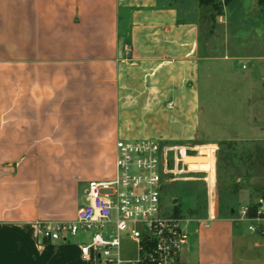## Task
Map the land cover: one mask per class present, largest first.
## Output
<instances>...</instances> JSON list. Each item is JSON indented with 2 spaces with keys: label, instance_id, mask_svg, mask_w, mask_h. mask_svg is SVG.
I'll list each match as a JSON object with an SVG mask.
<instances>
[{
  "label": "crops",
  "instance_id": "obj_1",
  "mask_svg": "<svg viewBox=\"0 0 264 264\" xmlns=\"http://www.w3.org/2000/svg\"><path fill=\"white\" fill-rule=\"evenodd\" d=\"M199 12L170 0H0V264H97L72 239L42 242L35 225L75 220L80 187L115 178L118 140L149 139L214 156L212 195L204 186L202 201L194 191L175 209L189 234L178 264H264V221L252 233L239 219L258 202L244 193L253 175L234 168L223 196L216 158L219 142L264 141V118L204 137L211 92L264 107V57H227L261 62L252 70L223 59L220 85ZM180 169V182L204 181Z\"/></svg>",
  "mask_w": 264,
  "mask_h": 264
},
{
  "label": "built area",
  "instance_id": "obj_2",
  "mask_svg": "<svg viewBox=\"0 0 264 264\" xmlns=\"http://www.w3.org/2000/svg\"><path fill=\"white\" fill-rule=\"evenodd\" d=\"M246 66H244V69ZM208 157L205 173L209 197L215 188L214 156L201 155L197 147L173 146L157 140H118L116 176L111 181H91L85 202L70 222H38L36 232L42 242H67L85 235L80 244L81 257L97 264H178L188 243L186 219L170 214L164 207L167 185L179 181L180 169L188 158ZM241 221L249 222V231L259 233L264 221V198L251 212L244 207ZM124 240L136 246L133 259L121 254Z\"/></svg>",
  "mask_w": 264,
  "mask_h": 264
},
{
  "label": "rangeland",
  "instance_id": "obj_3",
  "mask_svg": "<svg viewBox=\"0 0 264 264\" xmlns=\"http://www.w3.org/2000/svg\"><path fill=\"white\" fill-rule=\"evenodd\" d=\"M170 1L184 2L191 6H197L198 4L197 0ZM223 2L224 0H215L216 4L218 3L222 6L223 12L221 15H218V12L212 5L201 8V12H199L203 22L202 33L206 39L205 48L209 55L221 61L220 66L217 67L218 70H221V74L217 79L220 85L229 82V79L223 74L226 72V70H224L225 64L231 62L229 64H234L239 68H241L244 63L247 64V62L242 60L228 61L229 59L227 57H264V8L259 5V0H235L228 6H224ZM223 59L228 62H224ZM260 63L261 62H248L250 70ZM238 80V82H241L243 79L238 78ZM233 93L234 92H232V94ZM230 94L229 90L224 89L211 92L213 97L210 98L209 95V100L205 95L204 103L207 116H205L207 121L204 129L205 138H218L221 135L223 136L226 131L238 134L239 128H246L250 125L259 126L261 120H263L264 107L254 106L249 108L237 101V99H228ZM237 97L238 96H236V98ZM258 110H261L262 113L258 114ZM243 118L244 120L247 119V121L241 123L238 119ZM244 133L242 131L240 134L243 135ZM255 136L256 135H252L251 137L254 139ZM219 147L216 158L217 166L219 167L220 193L223 196L232 194L229 189L231 188V177L235 175L234 168H236L239 169V173L245 171L246 175L249 172L253 175L252 187L247 188L244 192L246 196L250 197L251 200L264 198V141L254 139L237 141L234 143L227 142V145H224V142H219ZM206 153L207 152L204 150V152H201V155H206ZM197 161L200 164H198ZM210 161L208 157H202V159H192L189 162L191 164V169L197 171L200 176L204 178L205 175L202 174L203 172L200 173L199 171L208 170ZM199 174L195 176H199ZM196 182L198 183L195 184L198 185L195 186V188H193V184L180 182V180L167 185L164 191L165 210L170 214L175 213V209L179 210L181 208L184 211V209L192 203L195 192L197 198L202 201V187L206 186V183H204V181ZM87 187L86 184L80 187V205L85 202V191ZM257 190L261 191L257 193ZM87 240V236L80 235L77 238H73L72 243L81 244ZM121 254L124 259H133L136 254L135 244L131 241L124 240Z\"/></svg>",
  "mask_w": 264,
  "mask_h": 264
},
{
  "label": "trees",
  "instance_id": "obj_4",
  "mask_svg": "<svg viewBox=\"0 0 264 264\" xmlns=\"http://www.w3.org/2000/svg\"><path fill=\"white\" fill-rule=\"evenodd\" d=\"M234 1L235 0H224L223 4H224V6H228L231 3H233ZM197 2H198V6L200 8H206L210 5H212L215 8V10L218 12V15H221L223 12L221 4H218V3L216 4L215 0H197ZM259 5L262 8H264V0H259ZM224 145H227V143H224ZM260 191L261 190H257V193H259ZM255 206L256 205L250 206L251 212H253L255 210Z\"/></svg>",
  "mask_w": 264,
  "mask_h": 264
},
{
  "label": "water",
  "instance_id": "obj_5",
  "mask_svg": "<svg viewBox=\"0 0 264 264\" xmlns=\"http://www.w3.org/2000/svg\"><path fill=\"white\" fill-rule=\"evenodd\" d=\"M192 159H199V158H188L186 161L187 162H189L190 160H192ZM200 159H202V158H200ZM198 162V161H197ZM201 162V161H200ZM190 163V162H189ZM198 164H199V162H198Z\"/></svg>",
  "mask_w": 264,
  "mask_h": 264
}]
</instances>
